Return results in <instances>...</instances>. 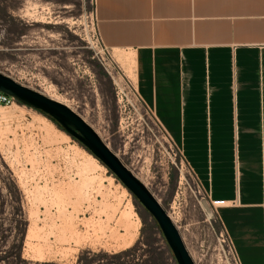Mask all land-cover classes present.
Instances as JSON below:
<instances>
[{"label":"rangeland","instance_id":"374dc122","mask_svg":"<svg viewBox=\"0 0 264 264\" xmlns=\"http://www.w3.org/2000/svg\"><path fill=\"white\" fill-rule=\"evenodd\" d=\"M129 54L96 39L92 0H0V73L83 118L164 209L194 264H239L218 205L137 99ZM18 102L0 107V264H176L119 180Z\"/></svg>","mask_w":264,"mask_h":264},{"label":"crops","instance_id":"0c3cea01","mask_svg":"<svg viewBox=\"0 0 264 264\" xmlns=\"http://www.w3.org/2000/svg\"><path fill=\"white\" fill-rule=\"evenodd\" d=\"M93 29L208 200L264 264V0H92Z\"/></svg>","mask_w":264,"mask_h":264},{"label":"water","instance_id":"95a60500","mask_svg":"<svg viewBox=\"0 0 264 264\" xmlns=\"http://www.w3.org/2000/svg\"><path fill=\"white\" fill-rule=\"evenodd\" d=\"M0 91L49 116L113 174L156 222L176 264H194L167 213L145 185L101 141L91 126L65 104L0 73Z\"/></svg>","mask_w":264,"mask_h":264},{"label":"built area","instance_id":"2783aa9c","mask_svg":"<svg viewBox=\"0 0 264 264\" xmlns=\"http://www.w3.org/2000/svg\"><path fill=\"white\" fill-rule=\"evenodd\" d=\"M95 36H96V34H95ZM96 39L98 40L97 36H96ZM133 91H134V89H133ZM134 93H135V91H134ZM135 95H136V93H135ZM136 97L139 100L137 95H136ZM13 102H14V98L13 97H11V96L3 93L2 91H0V107L9 105V104H11Z\"/></svg>","mask_w":264,"mask_h":264},{"label":"bare ground","instance_id":"6f19581e","mask_svg":"<svg viewBox=\"0 0 264 264\" xmlns=\"http://www.w3.org/2000/svg\"><path fill=\"white\" fill-rule=\"evenodd\" d=\"M52 99L56 100L55 98H52ZM56 101H58V100H56ZM58 102H60V101H58ZM107 148H108V147H107ZM108 149H109V148H108ZM115 156H116V155H115ZM116 157H117V156H116ZM93 161L96 162L94 159H93ZM143 184H144V183H143ZM128 209H129V213H128V215H132V216H133V215H134V212H133V210H132V206H131V205H128ZM128 215H127V216H128ZM169 218H170V217H169ZM135 221H136V223H138V222H139L138 218H136Z\"/></svg>","mask_w":264,"mask_h":264},{"label":"trees","instance_id":"16d2710c","mask_svg":"<svg viewBox=\"0 0 264 264\" xmlns=\"http://www.w3.org/2000/svg\"><path fill=\"white\" fill-rule=\"evenodd\" d=\"M18 103H20V102H18ZM54 121V120H53Z\"/></svg>","mask_w":264,"mask_h":264}]
</instances>
